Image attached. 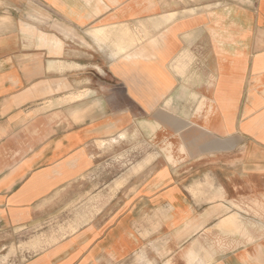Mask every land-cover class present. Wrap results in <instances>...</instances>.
<instances>
[{"label": "crops", "instance_id": "1", "mask_svg": "<svg viewBox=\"0 0 264 264\" xmlns=\"http://www.w3.org/2000/svg\"><path fill=\"white\" fill-rule=\"evenodd\" d=\"M0 264H264V0H0Z\"/></svg>", "mask_w": 264, "mask_h": 264}, {"label": "bare ground", "instance_id": "2", "mask_svg": "<svg viewBox=\"0 0 264 264\" xmlns=\"http://www.w3.org/2000/svg\"><path fill=\"white\" fill-rule=\"evenodd\" d=\"M179 54V53H178ZM189 57V56H188ZM186 64V63H185ZM183 82V81H182Z\"/></svg>", "mask_w": 264, "mask_h": 264}]
</instances>
